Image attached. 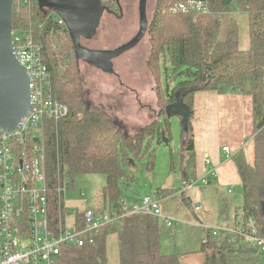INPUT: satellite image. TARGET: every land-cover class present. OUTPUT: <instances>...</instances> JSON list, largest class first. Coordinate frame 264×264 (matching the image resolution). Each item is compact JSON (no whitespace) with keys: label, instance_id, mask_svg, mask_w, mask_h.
I'll return each instance as SVG.
<instances>
[{"label":"trees","instance_id":"1","mask_svg":"<svg viewBox=\"0 0 264 264\" xmlns=\"http://www.w3.org/2000/svg\"><path fill=\"white\" fill-rule=\"evenodd\" d=\"M183 1L186 0H156L148 21L146 65L153 75L159 115L133 135L103 106L87 99L75 63L78 58L63 20L47 8L38 11L42 22L36 39L44 58L53 65L55 96L68 109L59 121L46 119L44 124L50 224L56 227L61 216L57 187L63 184L72 187L74 176L79 174L105 175V185L98 194L100 203L90 209L98 214L117 213L112 222L86 233L82 246L61 243L55 264H107L106 239L110 234L117 236L119 264H181L178 255L159 251L161 221L157 217L122 215L127 204L120 182L125 176L124 168H134L136 160L147 168L154 165V145L169 146L172 140L171 117L175 115L182 121L181 108L190 120L193 96L200 91L250 95L254 144L253 164L247 163L242 150L232 156L241 180L243 222L239 228L230 222L236 217L232 198L210 188L218 202V223L226 221L229 225L214 235L206 232L200 244L204 255L201 264H264L257 245L247 239L249 235L264 239V0H205V10H174ZM104 6L119 15L116 0H106ZM236 12L247 15V49L239 48L234 17L228 19L224 38H219L224 17ZM27 24L26 11H12V30ZM59 34H64V41L51 44ZM63 51L70 52L69 61L65 55L58 62ZM180 128L182 150L187 153L181 181L190 185L195 180L193 134L190 125L185 130L181 122ZM170 155L172 159L171 149ZM171 191L168 187H157L154 194L157 198L167 197ZM85 210L75 209L73 224L77 230L84 226Z\"/></svg>","mask_w":264,"mask_h":264},{"label":"rangeland","instance_id":"2","mask_svg":"<svg viewBox=\"0 0 264 264\" xmlns=\"http://www.w3.org/2000/svg\"><path fill=\"white\" fill-rule=\"evenodd\" d=\"M106 0H100L101 5ZM139 0H116L117 15L107 9L101 15L100 22L89 40H81V45L93 50H112L128 42L139 28ZM156 0H147L146 17L150 21ZM54 12V11H53ZM55 13V12H54ZM30 17V14H27ZM64 41V34L51 41L57 44ZM58 55V62L70 55L67 51ZM149 53L148 33L131 49L111 58L112 73L103 72L84 60H76V66L82 79L87 99L101 105L118 119L133 135L141 127L150 124L159 115V108L154 94L153 75L147 68ZM69 57L65 59L69 61ZM66 61V62H67ZM172 86V85H171ZM182 121L172 116V140L169 146L154 145L155 160L151 168L145 163L135 161L134 168H124L125 176L121 179L120 188L129 199L134 197H155L157 187L171 188V194L160 197V205L169 213L176 223L172 229H166L161 222L160 240L163 250L176 255L191 254L200 251L201 241L211 228L229 225L226 221H217L218 202L210 188L201 185H184L179 171V148L182 144L181 122L188 126L191 119L184 116ZM170 149L173 152L172 159ZM176 151V152H175ZM173 161L174 167L171 166ZM182 170V169H181ZM105 175L101 173L79 174L74 176L72 187L64 193L66 206L71 209L95 208L100 203L98 194L105 185ZM184 188L183 191L180 189ZM233 207L236 217L230 222L237 228L242 225V196L236 195ZM198 206V207H197ZM264 208V204H263ZM176 216V217H174ZM232 217H230L231 219ZM71 223V212L66 217ZM178 220V221H177ZM175 222V221H174ZM162 238V239H161ZM161 250V251H163ZM178 253V254H177ZM204 257V256H203Z\"/></svg>","mask_w":264,"mask_h":264},{"label":"built area","instance_id":"3","mask_svg":"<svg viewBox=\"0 0 264 264\" xmlns=\"http://www.w3.org/2000/svg\"><path fill=\"white\" fill-rule=\"evenodd\" d=\"M12 9L15 13L24 10L30 14L27 26L13 30L11 38L14 54L29 75L31 108L15 132L6 133L0 129V264H55L61 243L82 246L86 233L112 222L117 213L98 214L86 209L84 226L77 230L73 219L67 223V215L71 212L74 216L75 209L66 206L64 193L67 186L63 184L57 187L61 216L56 227L51 226L46 195L44 124L46 119L59 121L66 116L68 109L55 96L53 65L44 58L36 39L42 22L37 0H12ZM205 9V0H186L174 8L182 12ZM223 151L227 155L230 153L227 147ZM202 183L206 180L203 179ZM193 184L191 181L190 185ZM123 214H149L166 227L176 223L163 212L157 197H140L125 205ZM226 229L225 224L213 227L211 234ZM247 239L257 245L264 261V239L252 235Z\"/></svg>","mask_w":264,"mask_h":264},{"label":"crops","instance_id":"4","mask_svg":"<svg viewBox=\"0 0 264 264\" xmlns=\"http://www.w3.org/2000/svg\"><path fill=\"white\" fill-rule=\"evenodd\" d=\"M230 17H234L238 25L239 48L247 49L249 47V35L248 20L245 13L227 14L222 21L219 38H224ZM192 109L190 127L193 134L195 163L193 185H201L205 179L206 183L202 184V188H212L217 194L232 198L235 202L237 193L241 194V180L232 156L242 150L248 164H253L254 161V144L251 137L253 134L252 97L245 93L200 91L193 96ZM182 144L179 148L181 179L182 175L185 174L182 167H184L187 158V153L182 150ZM224 147L229 148L230 153L228 155L223 151ZM139 198L138 196L129 199L124 194L127 205ZM163 212L170 216L166 211L163 210ZM174 227L175 225L166 227V229ZM160 243L161 240L159 239V251L161 253L173 254L164 251L163 245ZM106 256L107 264H119L116 234H110L106 239ZM203 256V253L198 254V251L178 255L181 264H201L204 259Z\"/></svg>","mask_w":264,"mask_h":264},{"label":"water","instance_id":"5","mask_svg":"<svg viewBox=\"0 0 264 264\" xmlns=\"http://www.w3.org/2000/svg\"><path fill=\"white\" fill-rule=\"evenodd\" d=\"M40 9L54 11L64 22L78 59L112 73L111 58L133 48L145 35L148 21L147 0H139V28L128 42L112 50H93L81 45L89 40L99 25L103 7L100 0H37ZM12 0H0V129L13 133L31 108L30 79L19 63L11 40ZM182 119L188 114L180 108ZM184 124V123H183ZM185 130L188 122L184 124ZM132 161V160H131Z\"/></svg>","mask_w":264,"mask_h":264},{"label":"bare ground","instance_id":"6","mask_svg":"<svg viewBox=\"0 0 264 264\" xmlns=\"http://www.w3.org/2000/svg\"><path fill=\"white\" fill-rule=\"evenodd\" d=\"M37 7H38V10H41L40 8H39V6H38V2H37ZM12 9V8H11ZM44 9V8H43ZM48 10H50V9H48ZM12 11H13V9H12ZM26 13H27V11H26ZM28 14V13H27ZM182 19V18H181ZM12 31L13 30H11V33H12ZM146 34V33H145ZM12 37V36H11ZM11 40H12V38H11ZM13 52H14V49H13ZM113 69V68H112ZM109 73V72H108Z\"/></svg>","mask_w":264,"mask_h":264},{"label":"flooded vegetation","instance_id":"7","mask_svg":"<svg viewBox=\"0 0 264 264\" xmlns=\"http://www.w3.org/2000/svg\"><path fill=\"white\" fill-rule=\"evenodd\" d=\"M102 7L104 8L103 10L106 11V7L104 5H102ZM104 11H103V13H104ZM103 13H102V15H103ZM103 72H105V71H103Z\"/></svg>","mask_w":264,"mask_h":264}]
</instances>
